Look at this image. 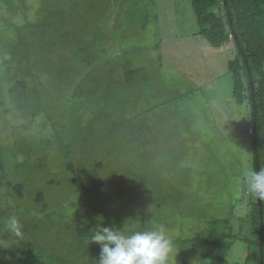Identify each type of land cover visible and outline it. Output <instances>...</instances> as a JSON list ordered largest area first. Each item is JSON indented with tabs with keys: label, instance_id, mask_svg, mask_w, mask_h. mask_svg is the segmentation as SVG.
Segmentation results:
<instances>
[{
	"label": "rangeland",
	"instance_id": "1",
	"mask_svg": "<svg viewBox=\"0 0 264 264\" xmlns=\"http://www.w3.org/2000/svg\"><path fill=\"white\" fill-rule=\"evenodd\" d=\"M61 3L0 0V238L9 216L23 227L31 209L41 232L34 230V264H96L101 249L89 242L93 231H83V241L78 235L88 224L163 226L174 244L169 264L251 263L255 245L245 238H256L247 192L241 185L239 198L233 194L237 178L254 168L251 107L233 95V43L214 47L199 33L193 0H78L63 22ZM29 34L33 50L21 43ZM54 42L72 53L84 43L102 55L118 50L116 65L88 61L99 78L80 85L81 98L89 92L94 114L70 112L69 85L53 81L59 50L47 49ZM120 65L129 70L118 80L110 72ZM83 122L96 126L92 136ZM96 178L103 187L84 196ZM39 192L48 200L45 213L35 201ZM132 214L135 223H127ZM212 227L234 241L221 259L189 242Z\"/></svg>",
	"mask_w": 264,
	"mask_h": 264
},
{
	"label": "trees",
	"instance_id": "2",
	"mask_svg": "<svg viewBox=\"0 0 264 264\" xmlns=\"http://www.w3.org/2000/svg\"><path fill=\"white\" fill-rule=\"evenodd\" d=\"M61 2L60 11L63 22V18L71 9L67 5L77 8L79 3L78 0H61ZM49 9L52 10V8L48 6V10L46 9V11H49ZM193 9L200 26L199 33L203 35L211 45L221 48L233 43L231 47L235 49L236 57L229 62V69L232 73L234 82L233 95L238 103H243L247 100L251 107L254 169L258 171L260 168H264V0H193ZM16 13L18 14V11ZM105 32L106 28L104 27V35ZM20 39L21 43H24L25 40L29 42L26 50H33L34 43L31 41L33 40L32 34L27 35V38H25L24 35ZM110 40L111 38H108L106 45ZM120 43L121 41L118 42V44ZM50 47L51 48L47 50H59L58 53L54 54L55 57L52 58L53 60L51 61L53 72L55 74L59 72L58 78L54 76L53 81L56 83L59 78H62V83L67 82L69 85L68 93H71L74 98V100L72 99L68 102L72 104L70 105V112L76 110L78 112L82 111L84 113L94 114V112L90 110L94 101H89V92H86L83 101L81 98L84 97V93L80 89V85L83 83H90L92 78L94 81H97L99 78L93 74L94 69H91L92 65H89L88 61L90 60L91 63L96 64L104 63V67L109 66V63L116 65L118 50H106L105 48L104 55H102L99 53V50H90L89 44L86 43H84L76 53H72V50H69V45L61 46L59 49L58 44L54 42ZM108 48L111 49L110 46H108ZM119 51L121 52L122 50ZM43 53L44 55L47 54L45 51H43ZM48 53L51 54L52 51ZM92 57L94 59H91ZM58 66L59 68H57ZM101 66L103 65L98 67ZM114 67H116L117 70L110 72L113 78L121 80V78L128 75L129 69H127L126 65ZM42 69L46 70L45 68ZM106 76L104 75V78H106ZM74 81H76L75 85ZM39 86L40 83L38 80V87ZM63 94H65V91L62 89L61 95ZM107 95L108 92L106 91L105 97H108ZM36 96L39 97V94ZM104 104L106 105V103ZM109 104L107 103L104 108L109 107ZM42 105L44 107L45 102H43ZM87 126L90 127H86L85 122L84 127L88 135L92 136V128L95 129L96 126L94 124ZM108 126L112 127L113 124L109 123ZM61 148L64 147L62 146ZM65 159L64 163H66L67 168H71L72 163L70 162L69 155ZM90 181L88 187L89 192L84 194V196L94 197L97 195L100 188L103 187V182L99 178ZM15 189H20L19 184H16ZM117 193L119 194L118 197L125 201L124 203L130 201V196L127 193H121L120 191ZM35 201L43 204V207L38 209V211H43L45 213L49 205L47 203L48 200L43 197L41 192L37 194ZM247 205L251 208H249L250 213L247 218L251 219L252 228L254 230L253 236L256 238L253 240L247 237L245 238L255 245L254 250L250 251L248 254V257L251 259V263L249 262V264H264V201L259 199L253 200L247 194L246 206ZM235 207V205L232 207V212H235ZM29 211L32 210L29 209L27 212L30 219L33 220L35 215ZM235 213H233L234 217L237 216V213ZM132 216L133 214L126 219L127 223H135V218H132ZM231 219L232 218L225 219L227 224L226 228L231 229ZM27 220L28 224L22 227V239H17L9 232H4L1 236L0 264H13V262H15L14 260L25 264H34L37 253H35L36 255H31V253H33L34 249L40 247L35 241L36 234L34 230H38L37 227H40V221L33 223L31 220ZM107 220L109 221V219ZM50 222L52 225L55 224V222ZM213 222L216 223L215 220ZM99 226L100 225L94 226L88 224L82 228L78 227L80 230L78 231V235L79 238L81 237V241H83V236L85 235L83 231L87 232L86 230H91L95 232ZM38 231L40 232V230ZM228 238L231 237L226 231L222 232L220 229L212 227L203 237L191 238L189 242L193 249L203 256L221 259L230 251L234 244V241L231 243ZM237 238L238 237H236V239ZM29 245L32 246L29 248ZM27 254H30V256L27 257Z\"/></svg>",
	"mask_w": 264,
	"mask_h": 264
},
{
	"label": "clouds",
	"instance_id": "3",
	"mask_svg": "<svg viewBox=\"0 0 264 264\" xmlns=\"http://www.w3.org/2000/svg\"><path fill=\"white\" fill-rule=\"evenodd\" d=\"M243 190L253 200L264 201V168L249 169L237 178L233 194L239 198ZM5 229L17 239H22V224L15 215L7 218ZM89 242L100 245L96 264H169L174 244L163 226L156 230H133L99 226Z\"/></svg>",
	"mask_w": 264,
	"mask_h": 264
}]
</instances>
